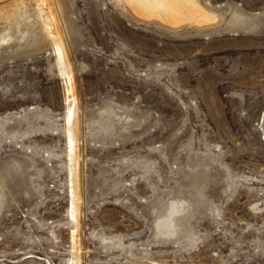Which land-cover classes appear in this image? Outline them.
Returning a JSON list of instances; mask_svg holds the SVG:
<instances>
[{"label":"rangeland","instance_id":"rangeland-1","mask_svg":"<svg viewBox=\"0 0 264 264\" xmlns=\"http://www.w3.org/2000/svg\"><path fill=\"white\" fill-rule=\"evenodd\" d=\"M51 1L69 75L33 0L0 17V264H264V0H198L200 25Z\"/></svg>","mask_w":264,"mask_h":264},{"label":"bare ground","instance_id":"bare-ground-1","mask_svg":"<svg viewBox=\"0 0 264 264\" xmlns=\"http://www.w3.org/2000/svg\"><path fill=\"white\" fill-rule=\"evenodd\" d=\"M36 4L43 33L49 40L54 44L58 57V69L69 75L71 73L69 64L66 60L64 49L61 45V35L58 27V18H56L54 7L52 6L51 0H33ZM128 6L138 15L143 17H155L163 22H166L171 25L178 24H203V23H213L218 21L220 18L217 12L211 11L205 6H203L198 0H125ZM22 2L23 0H0V17L7 22H15L17 21L19 16H22ZM223 15V14H222ZM221 15V16H222ZM220 16V17H221ZM252 14H247L246 12H242L238 9H234L229 18L227 19V26L236 28V27H244L248 24V20L252 18ZM69 79L70 76H68ZM76 110L75 106L68 110L66 115L67 118V132L70 141L76 143V134H77V122H76ZM261 124L264 126V110L261 115ZM73 146V145H72ZM75 146V145H74ZM75 147H71V159L72 163L70 164V174H71V182L73 183L71 188L72 190V207L69 209H75L77 206L75 204V200L79 197L77 193V183H78V167L76 162L75 155ZM70 155V154H69ZM70 163V161H69ZM69 166V165H68ZM71 196V195H70ZM74 199V200H73ZM71 201V200H70ZM77 202V201H76ZM183 202L172 201L169 204L164 217L161 218L158 222H156V227L162 228L165 230L166 234H174L176 232L174 226L175 216L178 212H181L185 205ZM71 206V205H70ZM75 217V215H74ZM161 217V216H160ZM73 221V218H71ZM71 221V222H72ZM76 221V220H75ZM74 222V221H73ZM77 222V221H76ZM72 226V225H71ZM74 226V225H73ZM72 226V229H73ZM75 227V226H74ZM159 229V228H158ZM78 232V231H77ZM77 237V235H76ZM73 252L74 249H72ZM77 250V248H76ZM79 251V248L78 250ZM75 254V253H73ZM78 256V255H77ZM75 255L73 261L77 263V257Z\"/></svg>","mask_w":264,"mask_h":264},{"label":"water","instance_id":"water-1","mask_svg":"<svg viewBox=\"0 0 264 264\" xmlns=\"http://www.w3.org/2000/svg\"><path fill=\"white\" fill-rule=\"evenodd\" d=\"M260 129H261V132H262V138L264 139V126L263 124L260 123Z\"/></svg>","mask_w":264,"mask_h":264}]
</instances>
